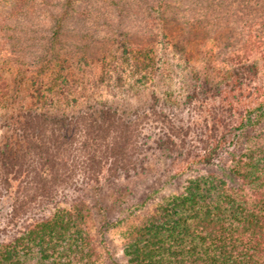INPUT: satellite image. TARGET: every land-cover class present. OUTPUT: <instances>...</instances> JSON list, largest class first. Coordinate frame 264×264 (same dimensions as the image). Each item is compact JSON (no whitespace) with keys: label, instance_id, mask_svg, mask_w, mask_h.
I'll use <instances>...</instances> for the list:
<instances>
[{"label":"trees","instance_id":"1","mask_svg":"<svg viewBox=\"0 0 264 264\" xmlns=\"http://www.w3.org/2000/svg\"><path fill=\"white\" fill-rule=\"evenodd\" d=\"M0 44L25 99L0 124V264H121L123 225L125 264H264V0H0ZM114 77L148 100L99 96ZM111 181L125 216L83 194Z\"/></svg>","mask_w":264,"mask_h":264},{"label":"rangeland","instance_id":"2","mask_svg":"<svg viewBox=\"0 0 264 264\" xmlns=\"http://www.w3.org/2000/svg\"><path fill=\"white\" fill-rule=\"evenodd\" d=\"M177 42H178V38H173L171 40V42H169L167 45L162 46L163 51H164L163 54H165V56L163 54L162 55L164 56L163 58L167 59V62L168 61L174 62L173 66L175 67V72L177 71L176 75L179 78L184 77L186 79V78H188L189 68L187 66L186 61L184 59H182V57H181L182 53L180 52L178 46L176 47ZM159 45H161V44H159ZM214 46H215V44L209 42L208 44L190 45L189 47L195 48V49H200L201 51H204V50L206 51V49H209V47L213 48ZM1 47L4 48V46H2L0 44V52L2 50ZM216 48L217 47H214V49H216ZM259 56H260V54L253 55V57H259ZM5 58L11 59V61H15L14 59H16V57L15 58L14 57L9 58V54L7 57V55L4 51H3V55L0 54V75H3L4 76L3 79L7 80V82L5 81L6 84L4 83L3 87L1 86V90L3 91L4 96L7 98V100H6V102H2V104L0 105V124H1L4 116H7L13 110L16 111V110L21 109L23 107V105L25 104L24 103L25 102L24 96L21 95L22 98L16 99V100L14 99V101H13V97L10 96V95H13L14 93H16V91L18 89L19 90L21 89V87L23 86V81L21 82V80H20L22 74H20L16 70H11L13 67H18V64L13 63V65L11 64L10 66L6 67L7 64L4 61V60H6ZM222 65H224V67L227 68V66L225 64H222ZM86 69H87L86 72H87L88 79L90 78L92 80H95L98 76V73H99L98 66L94 65V64L90 65V66L88 65ZM126 74L128 75V73H126ZM114 79H115L114 85L116 87L113 90H115L114 92H115L116 96H112L109 93L110 91L105 86H98L97 87V89H99L98 95L99 96L103 95L104 98H108L113 102H118L121 104L125 103L126 105H128L130 107L136 106L138 104H142L145 100H148L149 93H150L151 89L153 88V86L149 84L151 87L146 89L142 95L127 96L125 98L123 95H121L119 90H120V88L122 89L121 84H125L126 82L121 83L118 81V79H116V77H114ZM0 80H1V78H0ZM8 90L10 91V93L6 94V92ZM100 93L102 95H100ZM19 94H20V91H19ZM217 101H218L217 99L214 100L215 103H217ZM193 106H195L196 110H198L197 107H199L200 104L198 102H194ZM49 113L55 114L56 112L50 111ZM196 114H197V112H195V116H196ZM164 165H165V162L162 164V167L160 168V170L164 169ZM154 166H156V163L151 164V168H154ZM178 169H180V165L174 164V166L170 169L171 170L170 173H172ZM164 179H165V177L164 178L161 177L160 179L156 178L152 187H150L148 184H152L153 181L149 180V181H147V185H145V188L146 189L150 188V189H148V192H150L151 188H155V187H159V186L161 187L163 185V187H165L164 191H168V190H170L171 187H168L167 185L163 184ZM114 183L117 186L120 183H121V185H124V186L133 185L129 181L124 180V179L120 180L118 182L114 180ZM114 183L112 185V181L109 182V184H107V182H106L101 190H96L94 186H90L89 188L86 189L85 192H83V194H85V196H86L87 200H89V202L95 203V199H97V200L100 199L102 201L103 206L106 208L108 215L111 218H114L116 216H125L126 212H127L125 206L129 207L130 204L135 203L134 200L136 199L134 197H128L130 199V201L128 203L121 204L122 202L118 201V199H117L118 197H116L117 191L114 190L116 188L114 186ZM145 188L141 192H139L138 195L141 193L144 194V192L146 190ZM73 194L74 195L71 194V196H75V193H73ZM59 204L66 206L68 203H65L63 200H61V203H59ZM152 207H153V203L149 205V208H152ZM145 211H146V209H143L142 211L138 212V214L143 215V213ZM132 219L133 218L127 219V222L128 221L130 222V220H132ZM90 222H91L93 231L96 234L97 233V227L100 224V215L97 211H95L92 214V219L90 220ZM123 229H124V225L118 226L116 228H113L107 234H105V239H106L105 245H106L107 251H110V253H112L113 256L117 260H119V262L121 264H125V258L123 256V241H122V237H121V232Z\"/></svg>","mask_w":264,"mask_h":264}]
</instances>
